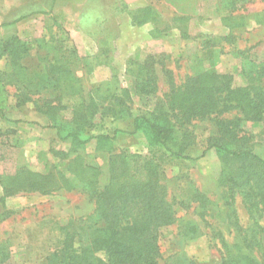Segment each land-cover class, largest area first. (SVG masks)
Returning a JSON list of instances; mask_svg holds the SVG:
<instances>
[{
    "label": "rangeland",
    "instance_id": "obj_1",
    "mask_svg": "<svg viewBox=\"0 0 264 264\" xmlns=\"http://www.w3.org/2000/svg\"><path fill=\"white\" fill-rule=\"evenodd\" d=\"M239 23L242 26H235ZM13 37L28 46L20 62L24 72L18 75L9 59L0 56L1 73L29 79L34 73H44L46 62L53 57L60 59L59 48L66 47L67 56L71 50L74 53L62 66L61 76L79 79L85 95L101 92L107 82H116L118 89H127L129 108L139 115L152 111L167 91L158 67L155 96L134 94L126 64L129 60L142 61L149 54L164 55L165 69L176 83L202 70H212L232 74L234 84L242 85V69L264 61V0H0V46ZM205 42L214 47L210 59L202 54ZM238 51H246L249 59L243 62ZM16 90L8 83L9 107L5 119L0 116V175L12 174L19 166L42 174L53 165L62 169L51 150H67L68 145L60 142L51 127L67 126L70 107L57 113L56 122L50 123L31 102L16 107ZM69 92L66 87L48 89L40 100L60 96L65 104L71 97ZM99 125L92 134L104 131L111 135L114 129L124 132L117 134L115 149L147 153L146 136L132 133L130 122L106 120L102 128ZM191 129L195 146L188 154L195 158L205 149L206 138L215 128L213 122L205 120L194 121ZM241 129L250 137L254 151L264 158L261 127L243 122ZM96 147L91 140L85 147V157L105 171L107 156ZM219 171L218 157L212 149L195 160L167 166L165 184L175 221L160 232L162 264L173 258L180 264H220L223 245L233 252L236 245L240 246L239 252L251 253L262 261L264 234L260 227L264 226V214L248 209L238 191L233 192L231 200L227 189L217 182ZM196 192L208 201L203 207L193 198ZM93 208L92 201L77 190L53 195L19 194L6 199L4 209L9 217L0 222V259L1 255L7 259L0 264H44L61 238L59 227L86 220ZM192 225L198 230L191 232Z\"/></svg>",
    "mask_w": 264,
    "mask_h": 264
},
{
    "label": "trees",
    "instance_id": "obj_2",
    "mask_svg": "<svg viewBox=\"0 0 264 264\" xmlns=\"http://www.w3.org/2000/svg\"><path fill=\"white\" fill-rule=\"evenodd\" d=\"M213 48L205 42L203 56L212 58ZM27 52L28 46L16 37L0 46V56L9 59L18 75L24 72L20 62ZM59 52L60 59L53 57L46 62L44 73H34L29 79H16L0 72L2 118L5 119L9 107L8 83L17 89L16 107L31 102L50 123L56 122L57 113L70 107L67 126L51 127L60 142L68 145L67 150H51L62 169L53 165L42 174L19 166L12 174L0 175V222L9 217L4 209L5 200L19 194L53 195L77 190L94 206L86 220H73L59 227L61 238L44 264H162L160 232L175 221L165 184L167 166L180 160H195L211 149L220 165L217 182L227 189L229 198L232 200L233 192L238 191L248 209L264 214V158L254 151L250 137L241 129L243 122H250L260 126L264 136V61L253 68H243V84L235 85L232 74L212 70H202L176 83L172 73L165 69L164 55L149 54L142 61L129 60L126 73L132 78L135 95L155 96L158 67L167 82V91L153 110L134 115L127 89H118L116 82H107L101 92L85 95L79 79L61 76L62 66L67 65L74 52L71 50L67 56L66 47H60ZM237 55L243 62L249 59L246 51H238ZM63 87L70 90L71 96L65 104L60 96L40 100L43 91ZM230 113L234 116L226 117ZM106 120L130 122L132 133L142 132L146 136L147 153L115 149L117 134H124L121 130L114 129L111 135L104 131L92 134L97 124L102 128ZM205 120L213 122L215 131L206 138L200 155L192 158L188 154L195 146L191 125ZM91 140L95 141L97 151L107 156L105 171L85 157V147ZM193 198L202 207L208 202L197 192ZM200 213L204 214V210ZM260 228L264 234V226ZM189 230L198 229L192 225ZM238 247L233 252L223 245L220 264H264V256L262 261L257 260L251 253L239 252ZM1 256L3 263L7 256ZM163 264L180 261L173 258Z\"/></svg>",
    "mask_w": 264,
    "mask_h": 264
}]
</instances>
